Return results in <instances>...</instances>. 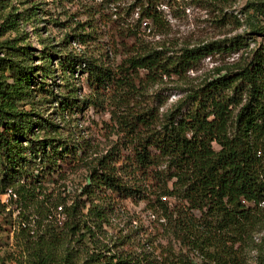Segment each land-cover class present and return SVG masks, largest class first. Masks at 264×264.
<instances>
[{
    "label": "trees",
    "instance_id": "16d2710c",
    "mask_svg": "<svg viewBox=\"0 0 264 264\" xmlns=\"http://www.w3.org/2000/svg\"><path fill=\"white\" fill-rule=\"evenodd\" d=\"M161 2L137 0L138 22L162 25ZM255 10L260 21L251 30L260 40L251 47L247 34H236L184 45L169 53V45L140 42L136 46L138 30L111 19L120 53L115 65L69 49L59 56L61 69L70 75L75 69L87 73L88 92L78 97L74 84L64 86L63 93L38 85L49 91L51 97L47 98L53 95L57 112L64 117L108 100L106 106L118 126L131 134L123 155L115 157L111 149L92 156L87 163L88 180L81 189L86 198H74L70 203L64 186H59L64 185L69 168L90 154L87 138L77 139V130L70 129L62 136L63 124L46 117L43 110L18 107L23 94L41 100L30 89L36 65L24 61L27 50L23 46L9 39L0 41V193L16 195L24 218L34 212L48 219L44 227L48 238L66 229L69 234H79L76 242H85L83 261H72L68 248L57 259L52 252L54 240L40 234L28 264H246L241 246L257 227H264L263 2ZM91 35L69 30L63 42L66 45L76 38L87 43ZM241 47L244 50L235 59L183 88L184 93L163 118L151 103H137L138 95L163 75L183 76L204 56L238 52ZM160 163L164 168L159 170ZM134 170L151 180L156 178L157 183L149 181L154 189L145 193L140 185H129L123 174ZM106 190L146 199L151 214L160 212L175 238L187 250L198 252L200 261L167 251L158 262L145 253L102 248L94 237L104 208L92 194L100 191L105 195ZM57 213L66 217L62 227L57 225ZM256 256V264H264L261 247Z\"/></svg>",
    "mask_w": 264,
    "mask_h": 264
},
{
    "label": "rangeland",
    "instance_id": "374dc122",
    "mask_svg": "<svg viewBox=\"0 0 264 264\" xmlns=\"http://www.w3.org/2000/svg\"><path fill=\"white\" fill-rule=\"evenodd\" d=\"M136 2L137 0H0V41L9 39L16 45L23 46L22 49L27 50L24 61L36 65L30 89L35 92L36 97L40 95L41 100L36 102L37 98L31 94H23L17 100L18 107L43 110L46 117L63 124L60 130L62 136L68 135L69 129L77 130V139L87 138L89 143L90 154L85 155L76 167L69 168L64 185L59 186L60 189L64 186L63 193L67 196L68 203L74 198H86L85 191L81 193V189L88 180L87 163L92 156L111 149L115 151V157L123 155L128 151L125 145L131 134L118 126L110 108L106 106L108 100H104L103 105L89 106L72 114L66 113L62 117L55 108L57 102L53 100V95L52 98H47L51 97L49 91L38 88L42 84L45 89L49 87L55 93H63L64 86L74 84L78 97L86 95L87 73L75 69L73 75H70L68 71L61 69L59 56L66 49L93 54L106 63L115 65L120 53L114 44L111 19H117L122 25L128 24L138 30V40L134 41L136 46L140 42L159 47L169 45V53L184 45L191 46L236 34H247L249 47L260 40L251 29L260 21L255 7L261 2L264 5V0H162L159 7L164 23L151 25L147 22L148 26L137 20ZM69 30L89 31L92 35L87 43L72 38L70 43L64 45L63 37ZM129 41H132L131 38ZM242 50L244 47L238 52L206 55L183 76L163 75L156 82L150 83L144 89V94L138 95L137 103L144 106L151 103L158 109L159 117L163 118L174 101L184 93L183 88L199 83L215 67L232 61ZM49 55L50 60L47 59ZM21 56L23 55H18ZM44 72L46 73L42 74ZM118 149L120 152H117ZM163 168V163L157 166L159 170ZM123 175L129 185H140L145 193L154 189L153 182L157 183L156 178L151 180L135 170ZM92 196L104 208V215L97 221L94 237L102 248L108 246L110 251L130 254L145 253L158 262L165 259L167 251L189 254L195 261H200L198 252L187 250L175 238L167 220H161L160 212L151 214L146 206V199L120 195L111 190H106L105 195L99 191ZM15 198L16 195L11 193H0V264H28L40 234L48 241L54 240L52 252L55 258L59 259L68 248L72 261L84 260L85 242L75 241L79 234H69L64 231L66 229H60L57 237L48 238L44 227L49 220L42 219L34 212L24 218L21 213L24 209H21ZM168 200L173 202L174 198L169 196ZM29 210L32 211V207ZM57 220V225L62 227L66 217L57 213ZM260 247L264 250L262 226L257 227L241 246L246 264H256Z\"/></svg>",
    "mask_w": 264,
    "mask_h": 264
}]
</instances>
